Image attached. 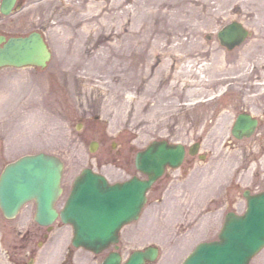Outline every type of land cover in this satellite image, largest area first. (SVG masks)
<instances>
[{
    "label": "rangeland",
    "instance_id": "1",
    "mask_svg": "<svg viewBox=\"0 0 264 264\" xmlns=\"http://www.w3.org/2000/svg\"><path fill=\"white\" fill-rule=\"evenodd\" d=\"M191 2L196 11H190L188 20L177 8L166 13L162 0H44L11 17L0 12V30L9 21L29 29V20L40 21L53 50L44 69L0 71V174L23 154L50 151L65 162L67 196L84 167L112 182L136 174L137 151L155 138L201 142L206 156L188 157L181 168L169 169L149 192L141 217L121 231L124 257L149 244L159 246V257L151 264H180L198 242L218 237L228 211V175L243 186L253 185L252 179H261L264 186V121L249 138L238 140L231 133L237 114L246 109L264 120L262 21L236 2H222L217 14L215 0ZM233 20L242 21L252 35L228 50L217 34ZM113 21L128 29L115 48L109 46L116 39L115 25L101 27ZM89 22L101 39L97 44L87 37ZM140 35L149 40L161 35L163 40L157 46L138 43ZM97 45L105 51L96 52ZM192 47L193 54L187 55ZM250 47L251 56L242 63ZM217 56L226 58L223 65ZM94 140L99 144L93 152ZM245 201L238 202L239 211ZM37 227L32 205L10 220L0 214V264H15L8 249L17 230ZM52 236L68 246L73 228L55 222ZM72 249L71 264H100L105 255ZM18 252L20 264H46L36 254ZM251 264H264V249Z\"/></svg>",
    "mask_w": 264,
    "mask_h": 264
},
{
    "label": "water",
    "instance_id": "2",
    "mask_svg": "<svg viewBox=\"0 0 264 264\" xmlns=\"http://www.w3.org/2000/svg\"><path fill=\"white\" fill-rule=\"evenodd\" d=\"M4 4L2 11L8 13ZM248 31L240 22L227 24L219 32L223 45L229 49L241 44ZM5 42L3 45L2 43ZM51 52L43 36L33 32L26 37L0 35V67L35 64L45 66ZM257 121L240 114L233 128L238 137L253 133ZM184 156L182 145L154 141L137 156V166L149 174L148 180L133 177L111 184L105 176L85 169L75 181L74 189L62 211V218L74 227V243L95 252L119 240L122 226L139 217L152 182L164 172L167 164L179 165ZM63 163L44 152L25 155L8 164L0 176V207L7 216H14L28 200H37L36 218L52 222L58 215L54 202L62 191L60 183ZM264 247V192L248 197L244 214L229 213L220 239L204 242L183 264H249ZM158 256L157 247L134 251L125 263L118 252L111 253L103 264H146Z\"/></svg>",
    "mask_w": 264,
    "mask_h": 264
},
{
    "label": "flooded vegetation",
    "instance_id": "3",
    "mask_svg": "<svg viewBox=\"0 0 264 264\" xmlns=\"http://www.w3.org/2000/svg\"><path fill=\"white\" fill-rule=\"evenodd\" d=\"M42 1L43 0H16V4L22 5L25 8L26 4L33 5V4L41 3ZM29 22L32 23V27L30 29H29V26L28 27L25 26L26 29H24L25 27H24L23 22H19V21L15 23L10 22V21L8 23L6 22L5 27L2 30V32L7 34L8 36L11 34L26 35L28 34V32L32 30L42 29L40 21L36 19H32V20H29ZM186 148L188 150V147ZM191 158H196V157L191 156ZM252 183L254 186L249 183L243 186L241 182L232 180L230 182L231 192L230 194H228V199L226 202L227 205L230 208H232V206L237 205L238 202L242 200V195L244 193V190H241V187H244L245 190L248 189L249 187V190L252 193L258 192L264 189V186L260 187L261 185H263L261 179H252ZM65 187H66V183H65ZM234 188L239 190L238 195L232 191V189ZM57 203L59 204H56V206L58 210H60L63 207L64 202L62 199L59 198ZM52 230H49L48 227L39 225V227H37V229H34V230L24 229L20 231L21 234L18 236V240L16 242L13 240V244H11V246L8 245L10 246V248L8 249L9 259L13 260L15 264H20L21 261L19 260L20 261L19 263V261L17 260V258L19 257L18 251L25 252L26 250L28 253L36 254V255L39 251L41 252H44V250L46 252L50 251L52 247H54L56 244V241H49L50 233L52 232ZM39 242H41L42 244L40 245ZM46 243H48V247L44 249V246H46ZM73 255L74 254L71 253L69 249L66 253L65 259L63 260L64 263L62 264H71Z\"/></svg>",
    "mask_w": 264,
    "mask_h": 264
},
{
    "label": "bare ground",
    "instance_id": "4",
    "mask_svg": "<svg viewBox=\"0 0 264 264\" xmlns=\"http://www.w3.org/2000/svg\"><path fill=\"white\" fill-rule=\"evenodd\" d=\"M150 1H152V0H146V2H148V3ZM162 1H163L164 5L166 4V10H165L166 13H168L170 11L169 9L171 7L172 8L180 9L181 12H183L184 14H186L185 15L186 20H188L187 17L189 16L190 11H194V12L196 11V6L194 4H192L191 0H170V1L169 0H162ZM211 1L212 0H203L204 3H208V2H211ZM215 1H216V4H217V7H218V9L215 11V14H217V12L220 11L223 8V6L221 4L222 2L226 1L229 4L236 2V3L241 4L244 7L245 12H247L250 15L256 16L260 21H262V26L264 27V0H215ZM71 5L73 7L76 6L74 2H71ZM119 16L122 18V20H125V18H124L123 15H120L119 14ZM104 18H109V19L112 20V19H114V15H106V14H104ZM127 23H128V21H127ZM91 24H90V22L87 23V26H89V28H90V30L88 31L87 37H89V38L93 37L94 38V41L97 44V42L99 40H101V39L98 36V32L96 31V29L94 27L91 26ZM106 25L109 26V27H111L112 25H115V27H116V30L114 31L115 32L114 34H115L116 39H115V41L110 42L109 46H111V48L119 47L118 41L127 38L128 29L124 28L127 31V32H125L123 30V28H121V26H123V22H121V23L116 22L115 23L113 21V22H111V24L104 23L101 27H103L105 29L106 28L105 27ZM106 29H109V28H106ZM133 32H135L136 34H138L139 30H131L130 33H133ZM262 34H264V33H262ZM159 37L160 38H155L154 40H149V38H147V35H145V36H143V35L137 36L138 43H141V40H142V43H145V44H153L155 46H157V44L161 43V41L163 40V38L161 37V35H159ZM100 44H101V42H100ZM187 44L190 45L191 43H187ZM259 44H261V45L263 44L264 45V41L261 42V40H259ZM98 47L101 50L98 49ZM194 49H195L194 47L188 48L186 50L187 55L188 54L189 55L190 54H193L192 52H193ZM251 49L252 48L250 47V51L246 50V51L243 52V54H242V56H243L242 57V61L243 62L242 63H245V61L249 58V56H251ZM97 51H98V53L105 51L104 46L97 45L96 52ZM181 58H182V56H180L178 59L180 60ZM216 58H217L216 61H218V63L220 62L221 65H223L224 60H226V58H224L223 56L222 57L221 56L220 57L217 56Z\"/></svg>",
    "mask_w": 264,
    "mask_h": 264
}]
</instances>
